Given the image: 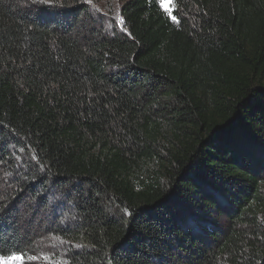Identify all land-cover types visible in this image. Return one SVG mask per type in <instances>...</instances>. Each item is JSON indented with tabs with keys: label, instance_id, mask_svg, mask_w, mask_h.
Segmentation results:
<instances>
[{
	"label": "trees",
	"instance_id": "1",
	"mask_svg": "<svg viewBox=\"0 0 264 264\" xmlns=\"http://www.w3.org/2000/svg\"><path fill=\"white\" fill-rule=\"evenodd\" d=\"M0 0V248L51 264H264V0ZM127 29L126 32L121 28Z\"/></svg>",
	"mask_w": 264,
	"mask_h": 264
},
{
	"label": "snow or ice",
	"instance_id": "2",
	"mask_svg": "<svg viewBox=\"0 0 264 264\" xmlns=\"http://www.w3.org/2000/svg\"><path fill=\"white\" fill-rule=\"evenodd\" d=\"M86 2L91 3V0H86ZM178 2L179 0H151L153 4H159L160 9L164 14L168 17L171 23L179 24L180 20L177 15H173L174 11L178 10ZM116 23L119 25H123L125 21L120 18L118 15L116 18ZM112 25H109L111 27ZM121 31L126 32L127 29L121 28ZM37 257H26L25 253L19 252L17 250H10L5 252L4 249L0 248V264H28V260L35 261ZM45 261H47L48 257H44Z\"/></svg>",
	"mask_w": 264,
	"mask_h": 264
},
{
	"label": "rangeland",
	"instance_id": "3",
	"mask_svg": "<svg viewBox=\"0 0 264 264\" xmlns=\"http://www.w3.org/2000/svg\"><path fill=\"white\" fill-rule=\"evenodd\" d=\"M46 1V0H45ZM85 4L91 6L94 10L108 16L107 27L110 29L109 25H118L116 23V18L119 15V8L123 4L124 0H91V3L82 0ZM44 256L37 257L35 261L28 260V264H51L53 263V258L43 259Z\"/></svg>",
	"mask_w": 264,
	"mask_h": 264
}]
</instances>
